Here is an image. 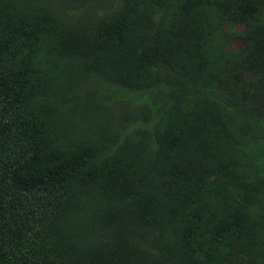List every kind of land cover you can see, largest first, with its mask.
<instances>
[{
  "label": "trees",
  "instance_id": "1",
  "mask_svg": "<svg viewBox=\"0 0 264 264\" xmlns=\"http://www.w3.org/2000/svg\"><path fill=\"white\" fill-rule=\"evenodd\" d=\"M48 3L0 33V264H235L227 190L247 182L230 130L233 108H264V0H95L86 23L77 4ZM238 25L247 43L232 53ZM42 59L88 71L101 97L137 113L135 129L158 125L153 142L131 157L116 141L49 152L46 119L30 109L29 62ZM180 82L183 107L152 95Z\"/></svg>",
  "mask_w": 264,
  "mask_h": 264
},
{
  "label": "rangeland",
  "instance_id": "2",
  "mask_svg": "<svg viewBox=\"0 0 264 264\" xmlns=\"http://www.w3.org/2000/svg\"><path fill=\"white\" fill-rule=\"evenodd\" d=\"M69 1L77 4V12H84L82 21L86 23L92 19L95 0ZM48 5V0H0V33L4 34L12 27L28 26L29 21L35 19L36 12L51 13ZM170 8V12L164 13L167 23L172 21L173 5ZM243 30V25L230 28L229 32L233 34L225 46L226 50L235 53L245 47L247 40ZM229 32L226 26L222 27V37ZM44 39H40L42 44H48ZM29 64L32 68L30 82L35 85V100L30 109L36 116L46 119L45 139L49 152L67 153L89 143L116 141L120 145L119 154L131 157L141 154L153 142V131L158 130V125L151 127L148 124L135 129L137 113L116 106L111 98L101 97L96 86L89 81L91 74L81 66L73 70L59 60L47 59L30 60ZM248 75V80L254 84L261 82L259 77L254 76L258 74ZM257 90L259 93L264 92V85ZM186 93L188 86L180 82L171 87H159L152 95L159 101L173 98L175 106L183 107ZM148 103L147 100L144 104ZM44 107H55L56 111L51 116H45L42 113ZM168 109L166 118L182 114L175 108ZM233 111L238 112L240 118L239 124L235 122L234 128L230 130L236 143L228 155L237 166L240 178L247 182L241 190H227L229 208L235 212L240 223L241 237H238L233 248V253H236L235 264H264V126L255 119L257 116L264 118V108L254 99L247 108L236 107ZM152 121L153 118L149 122ZM165 122L162 119L160 125Z\"/></svg>",
  "mask_w": 264,
  "mask_h": 264
}]
</instances>
